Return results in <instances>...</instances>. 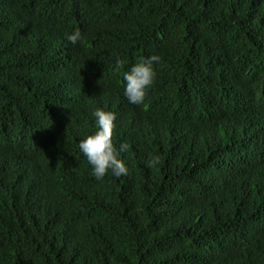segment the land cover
Segmentation results:
<instances>
[{
	"label": "trees",
	"instance_id": "trees-1",
	"mask_svg": "<svg viewBox=\"0 0 264 264\" xmlns=\"http://www.w3.org/2000/svg\"><path fill=\"white\" fill-rule=\"evenodd\" d=\"M97 108L127 175L79 150ZM0 264H264V0H0Z\"/></svg>",
	"mask_w": 264,
	"mask_h": 264
},
{
	"label": "clouds",
	"instance_id": "clouds-1",
	"mask_svg": "<svg viewBox=\"0 0 264 264\" xmlns=\"http://www.w3.org/2000/svg\"><path fill=\"white\" fill-rule=\"evenodd\" d=\"M65 35L72 44L81 39L79 29ZM159 63V55L141 57L123 73V95L130 104H144L145 97L156 79L154 65ZM121 66V62L117 60L114 70L118 71ZM92 115L95 130L85 135L79 142V150L91 165L92 175L97 181H102L109 172L117 178L127 175L129 170L124 160L120 158V153L128 150V144L121 143L117 149L112 139L116 127L114 123L116 113L97 108ZM146 163L150 168L155 167L160 164V158L152 156Z\"/></svg>",
	"mask_w": 264,
	"mask_h": 264
}]
</instances>
